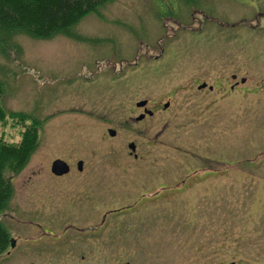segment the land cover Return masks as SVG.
<instances>
[{
    "label": "rangeland",
    "instance_id": "obj_1",
    "mask_svg": "<svg viewBox=\"0 0 264 264\" xmlns=\"http://www.w3.org/2000/svg\"><path fill=\"white\" fill-rule=\"evenodd\" d=\"M167 1L179 6L178 0ZM167 5L109 0L71 28L75 35L41 39L19 32L8 54H0L4 110L45 121L36 149L11 178L12 196L0 219L19 240L9 255L0 256V264H90V255L43 259L24 252L36 246L32 236L40 234L29 226V195H83L73 173L50 172L51 161L90 160L93 150L100 155L106 143L100 115L117 128L116 137L105 133L108 142L125 151L122 144L132 135L120 122L134 102L149 99L158 108L171 97L172 107L184 103L187 112L158 125L155 134L163 129L158 140L145 147L158 154L126 175L101 165L94 171V195H111L114 207L133 203L142 223L120 231L124 243H100L92 264H122L128 254L132 264H264V0H198L199 9L178 11L179 20L163 15ZM232 74L246 80L231 89ZM217 80L226 84L225 92L208 95L194 85L216 86ZM193 98L208 108H199ZM192 115L202 120L192 122ZM166 116L172 118V112ZM150 122L132 125L145 129ZM22 130V123L10 118L0 122V136L9 141H18ZM173 134L178 136L171 139ZM88 174L85 170L79 182L87 183ZM187 177L192 195H168L159 203L140 195L147 181ZM122 178L127 188L103 185ZM213 181L224 183L225 195H209ZM104 233L103 227L99 235ZM198 239H207L206 245L194 247L191 241Z\"/></svg>",
    "mask_w": 264,
    "mask_h": 264
},
{
    "label": "flooded vegetation",
    "instance_id": "obj_2",
    "mask_svg": "<svg viewBox=\"0 0 264 264\" xmlns=\"http://www.w3.org/2000/svg\"><path fill=\"white\" fill-rule=\"evenodd\" d=\"M219 83H217L216 86L207 85L201 89H198V85L200 83H194V85L198 91L207 90L209 95L213 94L215 91L219 93L226 91V86L221 83L222 88H219ZM237 84V79H235L232 84H229V88L233 89ZM209 86H212V88ZM171 98H167L158 108L154 107L149 99H145L147 100V103L143 107L136 106V103L143 99H139L134 102V106L130 107L129 114L125 116L123 122L121 121L122 123L120 122L121 129L126 132H131L132 135L122 144V148L124 147L125 151H120V146H115L108 142V138L105 136V133L107 132L109 137H116L117 134L111 136L108 133V130L114 129L117 133V128H115L111 123V118H109V116L100 115L99 120H101L103 124L106 125L102 128V130H105V133L102 131L100 134L101 140L105 141L106 143H103L100 146V149H102V151L105 150L107 154L110 153V157L103 155L104 153L99 149L98 151L100 155H96L94 150L91 151L92 153L90 155V160L78 158L74 161L68 162L67 160L60 158L68 164V172L62 175H55L51 171V163L54 159L51 161L49 166L50 172L55 176H64L69 173H73V176L76 178V186L74 187L79 189V193L83 195H29L28 206L26 209L27 215L29 217V226L35 229L34 233L40 234L32 236L34 239L38 238V241L34 248L30 247L26 250L24 249L26 254L30 255V257L43 259L66 257L67 254L69 256L79 254L81 258H85L86 255H90V264H92L97 260L100 243L104 245L105 242L109 240L114 243H124L123 238L120 235V231L131 232L134 231V228L132 227H135L136 225L140 226V223H142V217L140 219L138 214L134 215L135 208H133V203L122 204L120 206L114 207L110 205L112 202V198H110L111 195L102 197L99 195H94V186L96 185V182H94V177L96 175L94 171L98 165H101L106 168H111L109 171H116L121 175H126L135 168L141 167L147 156L158 154L157 152L153 153L152 151L145 149V147L153 146L163 131L162 129L160 134H155L154 131L158 128V125H162L164 120V124L167 126L169 125L170 121L179 119L181 116H183L184 112H187V108L184 103H177L172 107V105H170L172 103ZM200 99L203 100V98ZM192 101L196 103L199 108H208V105L205 101H201L199 104L195 98H193ZM207 102L212 103L213 101L210 100ZM166 103H168L167 106H165ZM203 103L205 106L201 107ZM145 108L150 110L151 114L146 113L143 118L137 120V117L144 113ZM166 112H172V118L167 116L163 117L164 113ZM195 117V115H192V122L195 119H200ZM147 119H150L151 122L150 126L145 129H138L132 125V123H139L146 121ZM201 120L202 119L199 121ZM142 134L148 136L144 137ZM175 135L178 136L177 134ZM175 135L173 134L171 139L175 138ZM140 138L145 139V143L141 142ZM130 142L134 143L135 149L133 151L128 148V144ZM115 153L120 155L121 160L116 159ZM92 154L94 155V158H98H92ZM85 170H89V174L86 179L87 183H81L79 182V176L82 175ZM154 181L156 180L147 181L144 184H141L139 187L141 190L140 195H152V198L148 199V201L151 203H159V201L169 199L168 195H178L179 193L183 194L184 192H188L187 195H192V192L190 191V177H187L185 181L178 179L175 181L161 180L156 184L153 183ZM105 184L112 188L128 187L123 178L115 182L106 181L103 183V185ZM221 184V182L216 181L210 182L208 186L209 195H225V193L222 191L224 189V183L222 185ZM85 186L86 188L84 191L83 188ZM63 197H65L64 201ZM60 210H63L64 212L59 213ZM129 210L132 211V213L127 214L126 211ZM14 216L15 215H12V217ZM103 227L105 233L99 235V230ZM45 229L46 231H49V233L44 232ZM110 232L116 233L114 238L109 237ZM204 235L206 236L207 233H204ZM202 237H204L203 234ZM10 238L14 239L13 246L10 245ZM10 238L9 247L3 253L5 255H9L18 244V236ZM205 241H207V239H198L191 242L194 247H201ZM95 251L96 255L93 254ZM132 260H134V256L128 254L122 257L120 263L132 264Z\"/></svg>",
    "mask_w": 264,
    "mask_h": 264
},
{
    "label": "trees",
    "instance_id": "obj_3",
    "mask_svg": "<svg viewBox=\"0 0 264 264\" xmlns=\"http://www.w3.org/2000/svg\"><path fill=\"white\" fill-rule=\"evenodd\" d=\"M108 1L0 0V54H8L14 47L13 37L19 32L41 39H49L56 34L75 35L71 28L87 14L99 12L100 7ZM164 1L168 4L164 7L165 17L177 18L176 16H180L178 11L199 9L196 7L198 0H178V7L170 1ZM195 33L193 31L191 34ZM217 81L226 86L223 81ZM2 94L3 83L0 80V122L6 123V119L10 118L16 124L22 123L23 130L16 142L0 136V216L5 212L12 196L11 178L20 172L36 149L38 131L45 122L25 112H6L1 104ZM9 237L10 232L0 219V256L9 247Z\"/></svg>",
    "mask_w": 264,
    "mask_h": 264
},
{
    "label": "water",
    "instance_id": "obj_4",
    "mask_svg": "<svg viewBox=\"0 0 264 264\" xmlns=\"http://www.w3.org/2000/svg\"><path fill=\"white\" fill-rule=\"evenodd\" d=\"M236 78V75H232L231 76V79H235ZM241 82H244L245 81V78H241L240 80ZM207 86V83L206 82H202L198 85V89H201V88H204ZM210 88H212V86H209ZM147 103V100L143 99V100H140L136 103V106L137 107H143L145 106V104ZM168 103L165 104V106H167ZM151 114V111L146 109L144 110V113L143 114H140L138 117H137V120L143 118V116L145 114ZM108 133L113 136L116 134V131L114 129H109L108 130ZM128 148L131 149V151H133L135 149V146H134V143L133 142H130L128 144ZM51 171L55 174V175H62L66 172H68V164L60 159V158H57V159H54L51 163ZM10 245L13 246L14 245V239L13 238H10ZM128 264V263H126Z\"/></svg>",
    "mask_w": 264,
    "mask_h": 264
}]
</instances>
